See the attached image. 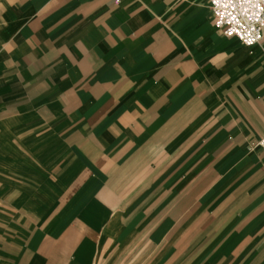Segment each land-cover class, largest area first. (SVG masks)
Instances as JSON below:
<instances>
[{
  "label": "crops",
  "instance_id": "1",
  "mask_svg": "<svg viewBox=\"0 0 264 264\" xmlns=\"http://www.w3.org/2000/svg\"><path fill=\"white\" fill-rule=\"evenodd\" d=\"M263 136L207 0H0V264H264Z\"/></svg>",
  "mask_w": 264,
  "mask_h": 264
},
{
  "label": "built area",
  "instance_id": "2",
  "mask_svg": "<svg viewBox=\"0 0 264 264\" xmlns=\"http://www.w3.org/2000/svg\"><path fill=\"white\" fill-rule=\"evenodd\" d=\"M214 25L226 36L236 37L242 44L259 43L264 34V0H207ZM252 40L251 44L247 41ZM264 149V136L258 141Z\"/></svg>",
  "mask_w": 264,
  "mask_h": 264
},
{
  "label": "clouds",
  "instance_id": "3",
  "mask_svg": "<svg viewBox=\"0 0 264 264\" xmlns=\"http://www.w3.org/2000/svg\"><path fill=\"white\" fill-rule=\"evenodd\" d=\"M252 42H253L252 40H248V41H247L248 44H251Z\"/></svg>",
  "mask_w": 264,
  "mask_h": 264
}]
</instances>
